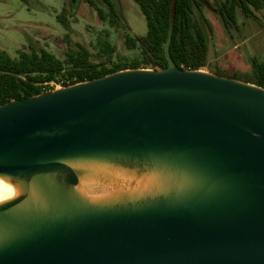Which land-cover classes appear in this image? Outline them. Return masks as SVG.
I'll return each instance as SVG.
<instances>
[{
	"label": "water",
	"instance_id": "95a60500",
	"mask_svg": "<svg viewBox=\"0 0 264 264\" xmlns=\"http://www.w3.org/2000/svg\"><path fill=\"white\" fill-rule=\"evenodd\" d=\"M177 2L166 69L0 106V175L41 194L0 204V264H264V87L178 68ZM87 160L166 170L182 184L93 203L74 191L68 165Z\"/></svg>",
	"mask_w": 264,
	"mask_h": 264
},
{
	"label": "trees",
	"instance_id": "16d2710c",
	"mask_svg": "<svg viewBox=\"0 0 264 264\" xmlns=\"http://www.w3.org/2000/svg\"><path fill=\"white\" fill-rule=\"evenodd\" d=\"M147 22V34L140 37L126 26L111 0H102L108 9V16L94 0H86L104 20L114 27L127 30L125 45L131 56H119L117 47L107 34L98 47L90 49L84 45L70 48L59 57L48 49L20 50L13 56L0 48V106L31 96L50 92L51 83L62 84L64 88L91 81L106 75L128 69H166L168 60L166 42L170 29V12L173 0H133ZM256 11L264 8L263 0H247ZM198 0H178L175 25L171 43V56L180 69L209 70L210 72L242 80L239 73L229 74L219 66L212 68L210 61L211 27H205L197 18ZM248 17L257 18L253 7L232 0L219 7V16L226 27L236 23V8ZM251 80H242L264 87V62L253 58ZM215 64V63H214ZM217 65V64H215Z\"/></svg>",
	"mask_w": 264,
	"mask_h": 264
},
{
	"label": "rangeland",
	"instance_id": "374dc122",
	"mask_svg": "<svg viewBox=\"0 0 264 264\" xmlns=\"http://www.w3.org/2000/svg\"><path fill=\"white\" fill-rule=\"evenodd\" d=\"M94 1L108 16L102 0ZM121 3L128 29L140 37L146 36L147 22L140 7L133 0ZM261 14L264 16V9ZM206 15L214 26L210 43L217 50L212 49L210 57L222 56L221 69L229 74L237 72L242 80L252 81V59L264 62V20H249L239 30L228 31L211 12ZM126 33L123 27H114L104 20L86 0H0V48L13 56L20 50L45 48L64 57L70 48L79 45L98 47L107 34L119 56H131L133 53L125 45ZM217 66L211 63L212 68Z\"/></svg>",
	"mask_w": 264,
	"mask_h": 264
},
{
	"label": "bare ground",
	"instance_id": "6f19581e",
	"mask_svg": "<svg viewBox=\"0 0 264 264\" xmlns=\"http://www.w3.org/2000/svg\"><path fill=\"white\" fill-rule=\"evenodd\" d=\"M68 165L79 176V184L74 187V191L93 203L150 197L182 184L180 178L158 168L131 167L93 160L71 161ZM25 193H29L28 202H41V194L35 184L28 190L22 182L0 175V204Z\"/></svg>",
	"mask_w": 264,
	"mask_h": 264
},
{
	"label": "flooded vegetation",
	"instance_id": "af4514ba",
	"mask_svg": "<svg viewBox=\"0 0 264 264\" xmlns=\"http://www.w3.org/2000/svg\"><path fill=\"white\" fill-rule=\"evenodd\" d=\"M202 6H196L195 8V13L197 15V18L201 21V23L205 26V27H211V30L213 31V23L210 19H208V16L206 15V12H211L214 19L217 20V21H221L223 24V20L221 19V17L219 16V7H223V5L225 3H230L232 0H207L213 7V9H209L208 7H206L200 0H198ZM239 4L240 5H243L245 7L247 6H252V4L250 2H248L247 0H239ZM254 8V7H253ZM264 8L256 11V9L254 8V12L256 13V15H258L257 18H252V17H248V16H245L241 10H240V7L237 6L236 8V23L234 24H231V27H226L228 29V31H230L231 29H235V30H239L241 27L245 26L246 24H248L249 20H252V21H259V22H262L264 19V16H262V11H263ZM263 24V23H262ZM213 35V32L211 34V37Z\"/></svg>",
	"mask_w": 264,
	"mask_h": 264
},
{
	"label": "crops",
	"instance_id": "0c3cea01",
	"mask_svg": "<svg viewBox=\"0 0 264 264\" xmlns=\"http://www.w3.org/2000/svg\"><path fill=\"white\" fill-rule=\"evenodd\" d=\"M213 25V24H212ZM214 27V26H213ZM212 49H214V47H213V45H211V43H210V55H211V50ZM214 50H216V49H214ZM217 51V50H216ZM209 55V56H210ZM222 58V56H220V57H217L216 55H214L212 58L210 57V61L212 62V63H215V64H217L218 66H219V60Z\"/></svg>",
	"mask_w": 264,
	"mask_h": 264
},
{
	"label": "built area",
	"instance_id": "2783aa9c",
	"mask_svg": "<svg viewBox=\"0 0 264 264\" xmlns=\"http://www.w3.org/2000/svg\"><path fill=\"white\" fill-rule=\"evenodd\" d=\"M60 88H64L62 84H57V83H51V86H50V90L53 91V90H56V89H60Z\"/></svg>",
	"mask_w": 264,
	"mask_h": 264
}]
</instances>
